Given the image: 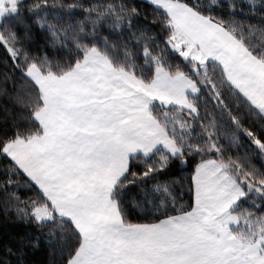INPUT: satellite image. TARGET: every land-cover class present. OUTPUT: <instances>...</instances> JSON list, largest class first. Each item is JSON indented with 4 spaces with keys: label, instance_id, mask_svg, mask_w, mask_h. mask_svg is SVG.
Masks as SVG:
<instances>
[{
    "label": "trees",
    "instance_id": "obj_1",
    "mask_svg": "<svg viewBox=\"0 0 264 264\" xmlns=\"http://www.w3.org/2000/svg\"><path fill=\"white\" fill-rule=\"evenodd\" d=\"M179 1L224 27L264 62V0ZM8 6L0 23V151L19 138L44 133L38 113L45 101L25 74L28 68L36 65L44 74L62 76L97 49L115 68L146 84L163 68L183 74L199 89L190 98L195 115L152 106V115L182 151L132 158L112 194L124 225L154 224L191 211V176L204 160L231 162L232 174L242 176L246 169L235 162L247 157V169L264 171V157L247 135L238 134L239 129L260 132L264 114L234 88L218 63H201L175 49V28L160 7L145 0H20L12 13ZM212 143L218 152L211 151ZM161 157L167 158L163 167ZM262 202L254 192L242 198L234 208L240 218L236 233L264 227ZM35 203H46L44 193L0 154V264H67L82 246L80 232L57 211L54 218L37 220L31 211Z\"/></svg>",
    "mask_w": 264,
    "mask_h": 264
},
{
    "label": "crops",
    "instance_id": "obj_2",
    "mask_svg": "<svg viewBox=\"0 0 264 264\" xmlns=\"http://www.w3.org/2000/svg\"><path fill=\"white\" fill-rule=\"evenodd\" d=\"M145 1L169 15L177 35L174 38L176 50L201 63L207 60L218 63L234 88L264 114V62L228 30L186 3ZM6 6V0H0V23ZM32 79L46 102L38 113L44 133L10 145L9 155L26 170L24 163L29 161L38 162L42 172L55 164L47 172L53 174L50 190L53 195L47 188L43 191L60 214L79 229L83 243L118 241L116 257H120L121 264H183L185 257L180 254L183 250L176 246L173 230L180 231L177 225L192 210L154 224L126 226L112 194L128 172L132 158H147L158 150L172 156L180 154L151 109L157 104L197 114L190 100L199 95L196 84L183 74L171 75L163 68H158L153 81L146 84L131 73L115 68L102 53L93 49L63 76L40 74ZM130 125L140 130L137 135L125 134ZM145 136L155 140L147 153ZM110 144L117 146L114 161L99 162ZM15 145L16 153L10 150ZM44 163L49 164L47 168ZM225 191L231 196L234 189ZM196 192L194 187L195 199ZM101 193L102 198L97 200ZM238 203L218 194L203 213L205 216L211 213L209 226L204 231L215 239L206 240L197 228L199 238L211 245L208 253L201 257V264H208L209 260L214 264H243V259L248 258V245L233 232L238 218L232 211ZM117 217L124 233L112 235L109 229L116 230ZM102 249L99 251L105 257V247Z\"/></svg>",
    "mask_w": 264,
    "mask_h": 264
},
{
    "label": "snow or ice",
    "instance_id": "obj_3",
    "mask_svg": "<svg viewBox=\"0 0 264 264\" xmlns=\"http://www.w3.org/2000/svg\"><path fill=\"white\" fill-rule=\"evenodd\" d=\"M5 50L7 51V49ZM12 56L13 54L9 53V59H11ZM25 74L30 77L29 73ZM262 119H264V117H262ZM139 131V129L130 125L125 130V134L137 135ZM239 133L247 135L251 142L256 146V149H258L261 157H264V135L261 134L264 133V127L261 128L260 132H254L252 129H239L238 134ZM144 140V151L147 153L150 144L155 143V140H152L147 136H145ZM210 147L213 153L219 151L215 143H212ZM0 154L8 158L17 171L28 176V178L35 185L41 188L43 193V186L39 179L29 173L26 168L14 157H11L6 146L2 147ZM116 154L117 146L112 144L107 145V151L102 154V158L99 162L104 164L112 163ZM245 159H247V157L239 158L238 161L235 162L239 167L246 169L242 176L233 175V163L223 160H204L200 164H197L194 168L191 181L193 186L197 189L195 199L196 206L193 207L191 213H187L183 218H181L180 224L177 225L180 231L175 232V230H173L176 236V246L183 250L180 253L185 257L183 264H201V257L206 255L210 250L211 245L205 243L204 240L200 239L197 235V228L200 229L206 240L215 239V237L209 236L207 232L204 231L209 226L208 222L211 213H209L208 216L203 215V213L208 211L218 194L234 199L236 203H238L242 198H247L252 192L258 193L260 197H264V171L257 172L252 169H247V165L244 163ZM161 160L163 162L161 167H163L167 162V158L161 157ZM185 161L186 160H182V162ZM130 168L131 162L129 161V170ZM8 186H11V182H9ZM229 188L234 189L231 196L228 191H225V189ZM245 188H247V191H245ZM12 195H15V193H12ZM101 198L102 193L96 197L97 200ZM45 202L46 203L44 204L35 203L32 206L31 211L37 220L43 221L45 218H54L56 216L55 209L51 210V215L48 211V206L52 204L51 199L45 196ZM258 207L264 208V202H262ZM119 219L120 217H117L116 219V230L109 229L110 234L120 235L124 233V227L119 224ZM260 222L264 223V220ZM77 231H79V229H77ZM262 235H264V233H262ZM261 251L264 252V249H261ZM74 259L75 253H71L67 264H73ZM208 264H214V262L209 260Z\"/></svg>",
    "mask_w": 264,
    "mask_h": 264
},
{
    "label": "rangeland",
    "instance_id": "obj_4",
    "mask_svg": "<svg viewBox=\"0 0 264 264\" xmlns=\"http://www.w3.org/2000/svg\"><path fill=\"white\" fill-rule=\"evenodd\" d=\"M19 1L20 0H6V3L9 4L8 10H10V12L12 11V13H14L16 11V5H17V3ZM176 36H177L176 33H174L173 42H174V38ZM93 50H97V49H93ZM188 58H190V57H188ZM201 65H202L201 67L203 69L206 68V65L205 64H201ZM26 73H29L30 74L31 79L33 77L37 76V75L44 74L40 70V68H38L36 65L30 66L28 68V70H27ZM44 75H49V74H44ZM53 75H55V74H53ZM56 76H58V75H56ZM44 101H45V99H44ZM45 106H46V102H45ZM194 107H195V105H194ZM42 135L34 136V137H40ZM34 137L27 138V139H25V138H19V139L13 141V142L7 144V146H6L7 147V150L9 148V146L12 145V144H17L18 142L26 141L28 139L30 140V139H32ZM178 149L180 151V148L179 147H178ZM10 150L12 152L16 153V145H15V147H10ZM180 153H181V151H180ZM24 164L28 168L27 170L31 174H33L35 177H37L39 179V181L41 182V184L43 186V189L45 190L47 188L46 191H48L49 194H50V192H51L50 190L52 189L51 179H52L53 174L52 173L47 174V172L51 169V166H54L55 164H52L50 166L49 170H46V172L45 171L42 172L43 169H41L39 167V163L38 162L33 163L34 165L31 163V161L26 162ZM48 165H49L48 163H44L43 164V166L46 167V168H47ZM39 189L41 190L40 187H39ZM46 191H43V193H44L45 196H47L50 199V197H49V195L47 194ZM254 193H256V192H254ZM51 194L53 195L52 192H51ZM194 203H195V193H194ZM51 206H52L53 209H55V211H57L58 213H60V211L57 210V208L55 207V205L53 203L51 204ZM48 211H49V214L51 215L50 209H48ZM232 212L238 218V226H239V224H240V218L234 213V209H233ZM144 225H146V224H144ZM238 226L235 229H237ZM82 229H84L85 231L87 230V228H81V230ZM235 229L233 231L234 234H235V236L239 240H242L244 243H246L248 245V247H249V252L247 254L248 258L246 260L243 259V261H242L243 264H264V252L261 251V249H264V235H262V233H264V227L263 228H260L258 232L257 231L254 232V231H252L250 229L244 228V232L241 230L243 232L242 235H240L238 232L236 233V230ZM100 238H101V240L103 239L102 237H100ZM103 247H105V250H106L105 257L103 256V253L99 251L100 249L103 250L102 249ZM117 247H120L118 241L117 242H105V243L102 242V241L101 242H93V241H91V242H88V243H83V241H82V246L80 247L79 251L75 255V259H74L73 264H102L103 262H104V264H121L122 263L121 262L122 260L118 259L120 257H116V248Z\"/></svg>",
    "mask_w": 264,
    "mask_h": 264
}]
</instances>
